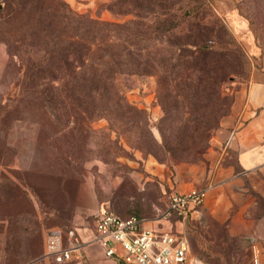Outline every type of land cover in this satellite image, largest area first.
I'll list each match as a JSON object with an SVG mask.
<instances>
[{"label":"rangeland","instance_id":"1","mask_svg":"<svg viewBox=\"0 0 264 264\" xmlns=\"http://www.w3.org/2000/svg\"><path fill=\"white\" fill-rule=\"evenodd\" d=\"M63 1L73 12L99 22L101 43L92 45L98 55L102 54L101 48L107 47L119 55L126 46L123 41L130 39L132 32L130 48L137 50L136 54L149 60L172 56L173 44L187 45L190 35L208 28L211 33L207 44L214 49L211 56H224L228 64L224 72L231 74L219 86L218 97L211 93V85L194 78L199 74H191L185 68L167 84L152 71L120 78L126 100L144 112L148 133L156 143L160 144L164 136L187 148L208 130L205 150L198 159H191L193 162H175L170 157L158 160L130 147L123 136L109 132L107 120H85L84 128L92 130L88 149L80 151L79 170L64 179L61 186L57 185L54 166L61 154L52 149L51 143L55 148V140L63 142V137L50 133L55 127L43 107L26 108L17 102L18 109L0 119V264H54L42 258L44 232L52 227L65 230L90 226L101 206L122 218H140L145 225L155 220L172 232L186 229L191 223L195 245L189 250L190 264H253L252 245L257 246L258 260L263 264L264 195L256 190L249 192L252 202L240 216L234 207L222 223L201 213L195 219L188 216L181 220L176 215L167 222L159 219L167 209L168 198L176 193L167 185L166 175L171 170L175 174L176 167L182 164L206 162L209 149L221 157L238 128L233 106L240 92L244 100L250 83L264 82V0H188V7H176L177 15L188 13L187 19L170 35L149 40L151 30L159 24L153 18L142 20L125 13L130 0ZM6 2L0 0V10ZM146 22L151 27L147 33L142 25ZM5 27L0 20V29ZM3 40L0 34V104L13 101L15 105L22 69L18 58L7 52ZM37 50L31 51L37 55ZM179 55L185 56L183 60L190 56L186 51ZM142 133H146L145 129ZM83 144L85 140L80 141V146ZM107 151L109 155L105 154ZM228 160L236 171L234 153ZM155 168H161L165 177L157 174ZM10 182L15 183L16 190ZM17 213L20 221L11 222L10 226L7 216L12 214L15 219ZM236 217L238 220H234ZM179 223L183 225L178 226ZM89 263L115 264L98 254L91 256Z\"/></svg>","mask_w":264,"mask_h":264},{"label":"trees","instance_id":"2","mask_svg":"<svg viewBox=\"0 0 264 264\" xmlns=\"http://www.w3.org/2000/svg\"><path fill=\"white\" fill-rule=\"evenodd\" d=\"M6 1V7L0 10V20L6 27L0 29V34L4 36L7 52L18 58L22 76L16 104L13 105V101L12 104H0V119L15 111V108L18 109L17 102H22L26 108L35 105L43 107L55 127L50 133L63 137V142L55 140L56 149L51 143L52 149L61 154L54 164L58 173L57 185L61 186L64 179L79 170L80 162L77 157L81 150L88 149L92 132L90 128H84L85 120H107L109 132L114 131L118 136H123L130 147L152 154L158 160L170 157L175 162H188L198 159L203 153L208 130L201 133L196 142L187 148L179 146L178 140L170 142L164 136L160 144L156 143L148 133L144 112L128 103L119 80L152 71L167 84L168 80L177 79V73L185 68L191 74H199L200 77L194 78L211 85V93L218 97L219 86L231 73L224 72L228 67L224 56H211L214 49L206 40L211 33L210 29L204 28L190 35L185 42L187 45L173 44L175 53L172 56H159L149 60L147 56L136 54L137 50L130 48L133 46L132 32L130 39L123 41L126 46L119 55L109 47L101 48L102 54L98 55L92 45L101 43V31L97 27L99 22L73 12L63 0ZM188 5V0H130L129 10L125 13H131L142 20L153 18L154 22H158V28L150 32L149 40L168 36L175 31L189 16L186 11L177 15L179 9L176 7ZM147 23H142L145 33L151 28ZM109 46L113 47L112 44ZM187 46L195 49L190 50ZM35 48H39L37 55L31 51ZM181 51L190 55L186 56L188 59L183 60L185 56L179 55ZM194 53L200 56H194ZM144 129L146 133H142ZM54 137H50V140L54 141ZM81 140H85L82 146ZM170 172L173 177V171ZM10 184L16 190L15 183ZM39 201L41 202L40 199ZM193 211L206 214L202 206L195 207ZM13 216L11 214L6 218L10 226L21 219L19 213L15 219ZM115 216L122 220L129 218ZM190 226L191 223L188 222L186 237L191 251V246L195 245V237ZM56 228L61 231L64 242L70 234L75 233L73 228ZM11 231L9 228V235ZM197 245L199 246L198 242ZM7 246L9 247V243ZM51 261L54 264H73Z\"/></svg>","mask_w":264,"mask_h":264},{"label":"crops","instance_id":"3","mask_svg":"<svg viewBox=\"0 0 264 264\" xmlns=\"http://www.w3.org/2000/svg\"><path fill=\"white\" fill-rule=\"evenodd\" d=\"M240 93L233 106L238 128L221 157L214 149H209L205 155L206 162L177 166L172 181L169 177L170 172L165 177L161 168L154 169L157 174L164 175L167 185L177 193H184L192 188H205L206 199L202 207L206 214H210L221 223L228 219L230 212H234V207H237L235 212L239 215L251 204L252 198L249 193L251 190L264 195V82L250 83L244 100H241L242 92ZM231 153L235 154L234 165L237 171L228 160ZM255 177L259 180H254ZM198 215L199 212L193 210L189 212L192 219ZM181 225L183 223H179L178 226ZM75 232L79 239L90 242L94 234L93 223L77 228ZM178 232L186 236L185 228ZM232 233L238 235L237 232ZM97 254L104 260L97 245L90 243L85 250L88 264L91 256ZM105 261L115 263L110 259Z\"/></svg>","mask_w":264,"mask_h":264},{"label":"built area","instance_id":"4","mask_svg":"<svg viewBox=\"0 0 264 264\" xmlns=\"http://www.w3.org/2000/svg\"><path fill=\"white\" fill-rule=\"evenodd\" d=\"M205 188H192L170 196L167 209L159 220L167 222L172 215L185 220L195 207L206 199ZM144 224L136 217L119 219L106 207L101 206L93 218L94 234L90 242L70 234L65 242L61 231L52 227L43 234L42 258L55 263L88 264L86 247L94 243L103 258L118 264H190L189 243L185 234L168 231L161 224ZM253 264H260L256 245L251 246Z\"/></svg>","mask_w":264,"mask_h":264}]
</instances>
